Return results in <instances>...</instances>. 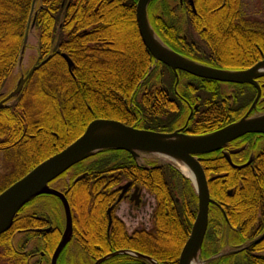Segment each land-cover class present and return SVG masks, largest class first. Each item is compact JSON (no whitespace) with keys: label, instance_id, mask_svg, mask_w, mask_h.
Masks as SVG:
<instances>
[{"label":"trees","instance_id":"1","mask_svg":"<svg viewBox=\"0 0 264 264\" xmlns=\"http://www.w3.org/2000/svg\"><path fill=\"white\" fill-rule=\"evenodd\" d=\"M156 1L160 0L152 1L149 7ZM240 1L208 0L201 7L197 3L195 6L197 9L237 10ZM136 2L36 0V12H33L38 30V61L49 59L25 82L13 101L14 106L0 109V157L5 167L0 178V193L40 162L72 143L94 119H112L138 129L169 133L185 122L188 106L183 98L192 106L199 103V111L193 113L182 132L201 135L238 120L250 106L255 96L251 86L235 84L238 91L230 102L223 96L218 82L182 74L174 90L175 75L171 70L162 75L153 73L150 70L153 58L137 32ZM32 3L33 0H0V89L17 64ZM161 7L166 10L169 6L162 2ZM171 20L177 24L176 17ZM232 32H237L239 37L242 32L246 33L249 61L221 63L220 67L251 66V59L259 57L256 47L264 54V31L249 25L245 30L233 27ZM205 44L210 51H217L219 47V42L210 37H205ZM231 45L229 47H234ZM63 53L73 63L71 72L61 56ZM153 75L154 81H151ZM142 86L145 89L137 99L136 94ZM262 107L264 103L257 105V109ZM257 136L264 142V136L259 134H248L240 139ZM255 149L258 154L252 166L241 170L232 168L219 152L201 156L200 164L207 177L210 197L225 212L224 218L218 208L210 206L202 255L215 254L225 232H233L240 245L264 232V143ZM110 152L114 155L112 158L99 157L107 154L104 151L90 159L87 166L84 162L73 166L76 170L108 167L120 172H114V176L104 182L97 180L100 173L92 174L90 179H80L70 184L68 190L64 189L74 216L72 242L86 254L90 263L114 251L133 250L152 257L159 264H177L197 208L190 181L170 166L145 171L136 166L128 153ZM102 174L111 175L110 172ZM60 177L49 185L54 186ZM124 178L132 179L154 196L152 229L129 237L123 225L114 220L110 237H106L104 212L112 199L102 198L101 190L96 187L102 184L111 187ZM88 185L94 188L88 190ZM58 187L62 188L60 184ZM106 192L108 197L110 192ZM40 197L51 198L42 195L31 200L18 212L11 227L0 234V261L4 264H28L24 240L36 235L30 229L51 224L35 209H28ZM56 230L41 234L47 255L58 243L60 233ZM17 232L24 235L21 244L15 246L13 238ZM218 262L264 264V240ZM103 264L147 263L121 255Z\"/></svg>","mask_w":264,"mask_h":264},{"label":"water","instance_id":"2","mask_svg":"<svg viewBox=\"0 0 264 264\" xmlns=\"http://www.w3.org/2000/svg\"><path fill=\"white\" fill-rule=\"evenodd\" d=\"M151 1L137 0L135 5V22L141 43L148 50L155 62L162 63L170 68L176 74V81L177 71H181L196 78L220 83L249 84L256 89V96L247 112L240 119L215 131L201 135H187L179 130L169 133L143 130L128 126L117 120L94 119L88 123L83 133L72 143L40 162L23 177L3 190L0 193V234L6 232L11 227L18 212L34 198L40 195H51L58 198L61 202L65 225L60 241L51 256L50 264H57L60 253L72 237V215L65 195L51 188L49 183L74 165L105 150L124 151L137 164H142L143 158L155 157L164 162L159 165H168L177 169V166H181L190 172L193 179L185 176L178 169L191 182L197 198L196 215L189 236L180 252L178 264H199L198 259L207 230L209 205L218 206L209 196L207 180L200 165L201 158L199 156L222 150L230 142L248 134H261L264 136V112L251 115L261 94L256 79L264 77V59L244 70H227L209 67L176 53L156 36L149 24L147 8ZM33 7L34 1L32 9ZM32 11L23 39L22 52L26 45L29 29H32L35 24V16L32 17ZM21 55L19 56V61L22 60ZM62 57L67 64L68 70H71L73 66L72 61L65 54H62ZM45 61L37 66L34 65L26 75L19 78L13 92L0 102V108L5 101L20 94L27 79ZM237 152L238 150H232L223 153L229 164H231L230 155ZM127 186L126 184L122 188L125 189ZM120 199L121 196L118 197L115 204ZM30 231L42 232L44 230ZM262 240H264V232L246 244L238 246L232 251L221 252L211 259L240 253L259 244ZM121 255L144 260L149 264H159L149 256L130 250L112 252L98 259L94 264H102L110 258Z\"/></svg>","mask_w":264,"mask_h":264},{"label":"flooded vegetation","instance_id":"3","mask_svg":"<svg viewBox=\"0 0 264 264\" xmlns=\"http://www.w3.org/2000/svg\"><path fill=\"white\" fill-rule=\"evenodd\" d=\"M200 1H202L203 3H201ZM206 2L208 3V0H178L177 3H175L174 8H169L168 10L167 9L166 10L158 9V11H160V13L163 14V16H166V15L167 16H171V15L173 16V14L176 12L179 16L178 17L179 21H181L182 23H185L186 26L191 27V29L196 30L195 32L197 34V37H195L196 35L195 36L194 35L193 36L192 35L179 36V44L181 43V45H182L181 47L179 46V48H176L173 46H169V45L168 46L173 51H175L176 53H178V54H180V55H182L188 59H191V60L196 61L200 64H203V65H206L209 67H213V68L225 69V68L220 67L221 63H224V64H243V63L248 62L249 61V54H248L249 52L247 51V46L245 44L246 33L242 32L240 34V37H239L238 36L239 34L237 32L236 33L232 32L233 27H241L242 29L245 30L249 26L247 17L241 13L240 9L231 10V9L208 8V7L197 9L195 6V4L197 3V5H199V7H201L202 4H206ZM149 8L150 7H148V9ZM147 15H148V10H147ZM158 17L160 19L162 16L158 15ZM148 20H149L152 28L156 31L157 29L155 28V26H153V23H151V20L149 19V17H148ZM191 24H193V27L191 26ZM224 32H225V34H224ZM223 36H225V37L222 38ZM205 37L213 38L215 41L219 42V47H218V49H216L217 51H214V50L210 51L209 50L210 47H207L208 50H206L203 47V45L205 44ZM238 37L240 39H238ZM230 44H232L234 47H232V48L229 47ZM256 48H257L256 52H258L259 57L258 58L256 57L257 58L256 60L251 59V63H252L251 66H253L257 62L264 59V54L260 51V49L258 47H256ZM226 49H227V51H225ZM235 49L236 50L239 49L240 51L237 52V51H235ZM48 59H49L48 57L44 59V60H46L45 63L47 62ZM38 60H39V58L37 57V59L34 63L36 66L44 61V60H42L41 62H39ZM163 66H164L163 64H160L158 62L154 63L151 66L152 72L153 73L158 72L160 75H162L163 73H168L166 71H169L170 69L169 68L166 69ZM251 66H249V67H251ZM249 67H245V68L240 67V68L227 69V70H244V69H247ZM69 71L71 72V70H69ZM23 74H25V72H23ZM173 74L175 75V84H174V90H175V88L177 87V84L179 83L180 76H182V74H186V73L180 72V71L177 72V81H176V74L174 72H173ZM154 76L155 75H153L152 78H154ZM256 83L260 87L261 94H260V97H259V99L255 105V108L252 110L251 114H254L258 111V109H257L258 104L264 103V77L257 78ZM219 84H220L219 89L221 86V87H225L229 91L228 94H224L223 92L222 93H223V96L228 97L230 102H232V100H234V97H236V92L238 91V89L235 88V84H229V83H219ZM244 85L245 86L248 85V86H251L254 88V86L249 85V84H244ZM244 85H238V87H241ZM147 86H149V83H147ZM3 89H4V86H2V88L0 89V102H2L7 97V95L3 94L4 93ZM254 90H255V96H256L257 91L255 88H254ZM220 91H221V89H220ZM255 96H254V98H255ZM17 97H14V98H11V99L5 101L3 103V106L0 109L8 108L10 106L11 102L14 101V99ZM254 98H253L252 102L254 101ZM182 101L187 104L188 113H187V116H186V119H185L183 126L176 129V130H179L181 132L184 130V127L189 123V120L192 117L193 113L196 112V114H197L199 111V106H198L199 103H196L192 106V105H190V103L186 99L182 98ZM252 102H251V104H252ZM249 107L247 108V110L249 109ZM247 110L244 112V114L247 112ZM230 123H232V122H230ZM230 123H228V124H230ZM228 124H226V125H228ZM182 133H184V132H182ZM184 134L196 135V134H188V133H184ZM237 140L238 141H234V142L229 143L226 148L219 150V151H216V152L221 153L222 156L225 158L223 153H227V152H230L232 150H238L237 153L230 155L231 164L234 166L229 164V162L225 158L226 161L228 162V164L232 168H235L238 170L251 167L252 163L255 161L257 154H258L255 147L258 144L259 145L263 144L262 138H259L258 136L255 138H253V137H246L245 138L244 137L242 139L239 138ZM213 153H215V152H213ZM210 154H212V153H210ZM206 155H208V154H206ZM95 156L96 155H94L91 158H88L82 162H84L85 165L87 163L89 164V162L91 161L90 159L94 158ZM201 156H199V157L201 158ZM201 160H202V158H201ZM201 160H200V162H201ZM133 162L136 164V166H138L139 168H143V170H145V171L152 170L155 167H161V166L155 165V164L154 165L153 164L147 165L149 163V161H147V160L145 162L143 161L142 164H137L134 160H133ZM238 167H240V168H238ZM105 172H110L111 175L105 176V174H102ZM114 172H120V170H112L110 168L97 169V170L84 168L83 170H76L75 168H73V169L70 168L69 170H67L64 173V175L62 177L59 178V179L64 180L67 176L69 177V179L67 181L64 180L65 182L62 180L59 181L62 188L54 187V186H50V187L55 189V190L62 192L65 195L66 191L64 189L68 190L70 188V184L75 183L80 179H83V178H89L90 179V176L92 174L100 173L97 180L104 182L106 179L112 178L114 176ZM205 177H206V175H205ZM206 180H207V177H206ZM126 184L128 185L127 188H125V189L122 188ZM89 188L93 189L94 187L91 185H88L87 189L89 190ZM96 188L101 190L102 198L112 199V202H110L106 206L105 212H104V215L106 216V227H105L106 237H110V233H111L110 230H111V226L114 223V220H118L123 225L124 231H125L126 235L129 237H131L136 232H140V231L149 232V231H151L152 226L150 229L138 228V229L133 230L131 233H128V231L125 228V223H124V220L127 217L135 216V212L141 208L142 202H143V193L147 192L145 187L135 183L130 178H124V179L120 180L118 183H116L115 185H112L111 187H109L107 184L106 185L102 184ZM106 190H108V192H110L108 197H107L108 194H107ZM47 196H50L51 198L59 201V199L54 197V196H51V195H47ZM119 196H121V199L119 202H117L115 204V202ZM65 197H66V195H65ZM66 199H67V197H66ZM68 204H69V202H68ZM121 204L128 205V208L124 207L123 210L121 211L119 209ZM60 205H61V202H60ZM69 206H70V204H69ZM210 206H214V205H210ZM61 207H62V205H61ZM214 207L218 208L220 210V212L222 213L223 217L225 218V212H224L223 207L219 204H218V206H214ZM154 208H155V206H154ZM70 209H71V215H72V237H71L69 243L66 245L65 248H67V246L72 242L73 237H74V222H73L74 216H73L71 206H70ZM119 210H120L121 214H118ZM209 210L210 209H208V213L210 212ZM153 211H154V209H153ZM153 211H152L151 217H150L151 225H153L152 224ZM207 226H208V224H207ZM52 227L53 226H51L50 228H47V229L36 228V229H30V230H44L42 232L32 231L34 233L42 234V233H46V232L54 229ZM18 233L19 232H17V235H18ZM130 251H133V250H130ZM134 252H136V251H134ZM39 255H40L39 256L40 258L45 257L44 252L43 253L41 252ZM143 255H146V254H143ZM34 256H35V254L28 255L29 260H30V258L32 259ZM146 256H148V255H146ZM58 259H59V257H58ZM96 261H94V262H96ZM57 264H58V260H57ZM147 264H149V263H147Z\"/></svg>","mask_w":264,"mask_h":264},{"label":"rangeland","instance_id":"4","mask_svg":"<svg viewBox=\"0 0 264 264\" xmlns=\"http://www.w3.org/2000/svg\"><path fill=\"white\" fill-rule=\"evenodd\" d=\"M33 1H34V7H33V9L31 8V10L36 12L35 11L36 0H33ZM177 1L178 0H160V1L154 2L150 6V8L148 9V17L151 20V23H153V25L157 29L156 31L154 30L156 36L165 45H169V46L179 48V46L180 47L182 46L181 43L179 44V36H183V35H187V36L188 35H192V36L194 35L195 36L196 35L195 37H197V34L195 32L196 30L191 29V27L186 26L185 23H182L181 21H179L178 20L179 16L176 12L173 14V16L172 15L171 16H167V15L163 16V14L160 13V11H158V9H162V7H161L162 2L163 3L166 2L168 4V6H169L167 8V10H168L169 8H174L175 3H177ZM33 11H32V15L34 13ZM240 11L243 15H245L247 17L248 23L252 27V29L254 28V29H258L260 31H264V0H241L240 1ZM158 15H161L162 17L159 19ZM34 16H35V13H34ZM171 17L177 18V20H176L177 24L173 23V20H171ZM176 21L174 20V22H176ZM117 32L122 34V32H119V31H117ZM24 35H25V33H24ZM23 39H24V37H23ZM37 43H38V30L35 28V24H34V27L32 29H29V34H28V37L26 40V45H25L23 52L21 51L23 41L21 44L19 56L21 55V52H22V55H21L22 60L19 61V58H18V61H17L15 68L13 69L10 76H8L5 84L3 85L4 86V89H3L4 95L8 96L10 93H12L13 90L15 89L16 85H17V82L19 81V78L21 76L26 75L27 72L32 68V66L35 65L34 63L38 57V55H37ZM203 47L206 50H208V48H207L208 46L206 44H204ZM23 72H25V74H23ZM151 81H154V78H152ZM144 87L145 86H142V88L139 90V92H137V94H136L137 99L141 98V94H143V91L145 89ZM220 89H221V92H223L224 94L229 93V91L225 87L220 86ZM14 104L15 103L12 101L9 107L14 106ZM263 112H264V107H262L261 109H258L256 114H260ZM262 143H264V142L262 141ZM105 151H107V154L103 153L99 157L112 158L114 156L113 154H111V152L109 150H105ZM102 152H104V151H102ZM102 152H100V153H102ZM146 160L149 161V163L147 165H151V164L159 165L161 163H164L155 157L143 158L144 162ZM87 165H88V163L86 164V166ZM108 166H112V164H109ZM176 170L178 171L177 168H176ZM4 171H5V167L3 165V160L0 157V178L4 174ZM178 173L182 177L185 178V176H183L180 171H178ZM68 179H69V177L67 176L64 180L67 181ZM61 180L64 181L63 179H59L58 182L55 183L54 187H58L60 184L59 181H61ZM190 186L192 187V190H193L194 195H195V191H194V188L191 185V183H190ZM209 196H210V194H209ZM154 206H155L154 196L149 194L148 192H144L143 193V202H142L141 208L135 212V216H131V217L126 216L127 218L124 220L125 228L128 231V233H131L133 230L138 229V228H145V229L151 228L152 225H151L150 217H151V213L154 209ZM124 207L128 208V205L121 204L119 209L122 211ZM209 207H210V205H209ZM28 209H30V210L35 209L37 211L38 215H43L42 217H46L48 220L51 221V224L49 223V225H48V223H46L45 224L46 226H44L42 228L47 229V228H50L51 226H53L52 228H57L56 231L58 232V234L60 233V236L58 239V243H59L63 229H64V225H65L64 214H63V210H62V207L60 205V202L56 199H53V198L47 199V198L40 197L33 204L29 205ZM44 209H47V211ZM120 210H119L118 214H121ZM189 233H190V231H189ZM35 234H36L35 236H32V237L28 238L27 240H24V241H26L24 252L27 253V255L35 254V256L32 259L30 258V260H29V258H27V262H28V264H50L51 256H52L57 245L54 247V249L50 248L51 252L49 255H47L44 252V250L46 251L47 247L45 249H43V246H42L41 240H43V237H41V236H43V235L37 234V233H35ZM23 235L24 234L22 232H19L18 235H17V233L14 234L13 239L15 240L14 241L15 246L21 244L19 242L23 240ZM222 238H223L222 244L218 245V247L216 249L217 252L213 255H209V256L202 255V252H203L202 249L203 248L201 247V252L199 255V259H198L199 264H219V262H218L219 259L231 256L233 254L223 256V257H217L216 259L215 258L211 259V258L214 257L215 255H218L221 252L232 251V250L236 249L238 246H241L240 244L237 243V239L234 236L233 232L232 233L225 232V234L223 233ZM56 240H57V238H56ZM182 248H181V250H182ZM41 252L45 253L44 258L39 257L40 256L39 254ZM85 255L86 254L85 253L83 254V252L80 250V248L75 243L72 242L67 246V248H65L60 253V256L58 259V264H93L94 262L90 263V261L87 259V257ZM179 256H180V254H179ZM110 259H112V258H110ZM110 259H108V260H110ZM178 260H179V257H178ZM107 261H105V262H107ZM0 264H4V262L0 261ZM177 264H178V261H177Z\"/></svg>","mask_w":264,"mask_h":264},{"label":"bare ground","instance_id":"5","mask_svg":"<svg viewBox=\"0 0 264 264\" xmlns=\"http://www.w3.org/2000/svg\"><path fill=\"white\" fill-rule=\"evenodd\" d=\"M177 167H178V169H179V170H180L185 176H187V177L193 179V178H192V175L190 174V172H189L186 168L181 167V166H177ZM192 264H197V263H192Z\"/></svg>","mask_w":264,"mask_h":264}]
</instances>
